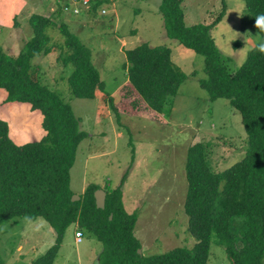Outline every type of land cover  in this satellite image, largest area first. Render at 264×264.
<instances>
[{"label":"trees","instance_id":"16d2710c","mask_svg":"<svg viewBox=\"0 0 264 264\" xmlns=\"http://www.w3.org/2000/svg\"><path fill=\"white\" fill-rule=\"evenodd\" d=\"M58 1L61 6L66 0ZM103 1L90 0L91 9L96 11ZM183 1L161 0L158 10L164 33L203 56L205 77L199 79L200 87L212 101H229L240 114L246 134L244 155L222 170L211 165L209 142L199 141L187 149L183 210L187 231L195 239L191 248L177 246L150 256L138 253L141 243L134 234L138 213L126 210L121 189L126 174L116 187L104 188V208L96 207V184L71 200L70 168L79 143L88 134L71 105L40 81L32 65L34 58L53 51L48 30L56 24L48 16L32 14L28 18L32 34L18 53L12 56L0 49L3 101L27 103L42 115V137L20 145L10 138L8 122L0 118V224L40 217L55 232L53 244L30 264H53L72 223L101 242L96 264H207L213 240L223 246L230 264H264V53L257 50L264 43V31L256 27V18L264 15V0H245V15L259 38L235 68L211 36L225 7L209 23L187 25ZM57 27L64 39L60 60L72 67L67 79L71 93L94 98L98 91L105 92L91 48L66 23ZM124 55L127 81L119 89L118 100L107 95L110 110L117 120L127 114L164 122L162 117L170 113L186 74L173 63L167 46L141 42L126 48Z\"/></svg>","mask_w":264,"mask_h":264},{"label":"rangeland","instance_id":"374dc122","mask_svg":"<svg viewBox=\"0 0 264 264\" xmlns=\"http://www.w3.org/2000/svg\"><path fill=\"white\" fill-rule=\"evenodd\" d=\"M57 1L0 0V49L12 56L18 53L32 34L28 24L32 14L48 16L56 24L48 30L55 44L53 51L34 58L32 65L40 81L71 105L88 134L79 143L70 168V189L80 195L90 184L103 190L114 188L126 174L121 189L126 210L138 213L134 234L141 243V253L150 256L177 246L191 248L195 239L187 231L183 210L187 148L199 141L209 142L214 170L240 160L246 138L240 114L227 99L210 100L200 87L199 79L205 77L203 56L165 35L158 10L161 0H105L96 11L87 8L78 15L64 13ZM182 7L187 25L209 23L225 7L211 36L234 68L259 38L245 15V0H184ZM61 22L91 48L92 62L105 90L94 98L71 93L67 79L72 67L60 60L64 39L57 26ZM141 42L169 47L171 60L187 76L162 123L145 115L120 114L117 120L109 107L107 95L118 100L127 78L124 50ZM4 95L0 89V118L8 122L14 143L40 139L44 134L41 113L27 103H5ZM76 231L82 233L80 242L75 240ZM54 239L53 228L40 217L5 221L0 224V264H30ZM101 250V242L92 233L72 223L53 264H96ZM207 264H230L223 246L215 240Z\"/></svg>","mask_w":264,"mask_h":264},{"label":"built area","instance_id":"2783aa9c","mask_svg":"<svg viewBox=\"0 0 264 264\" xmlns=\"http://www.w3.org/2000/svg\"><path fill=\"white\" fill-rule=\"evenodd\" d=\"M61 10L64 13H68L70 15H78L82 14L83 11H86L87 8L91 10L90 0H66L61 2ZM82 233L80 231H76L75 240L77 242L81 241Z\"/></svg>","mask_w":264,"mask_h":264},{"label":"water","instance_id":"95a60500","mask_svg":"<svg viewBox=\"0 0 264 264\" xmlns=\"http://www.w3.org/2000/svg\"><path fill=\"white\" fill-rule=\"evenodd\" d=\"M105 196H106V193L103 189H97L94 191L95 204L97 208H104ZM79 198H80L79 195L73 194L71 197V200H77ZM110 218H111V215H110ZM138 253H141L140 249H138Z\"/></svg>","mask_w":264,"mask_h":264},{"label":"clouds","instance_id":"9594fccd","mask_svg":"<svg viewBox=\"0 0 264 264\" xmlns=\"http://www.w3.org/2000/svg\"><path fill=\"white\" fill-rule=\"evenodd\" d=\"M256 27L261 31H264V15L256 18ZM260 53H264V43H261L257 49Z\"/></svg>","mask_w":264,"mask_h":264},{"label":"crops","instance_id":"0c3cea01","mask_svg":"<svg viewBox=\"0 0 264 264\" xmlns=\"http://www.w3.org/2000/svg\"><path fill=\"white\" fill-rule=\"evenodd\" d=\"M172 51H171V57H172ZM176 55H177V52H176ZM172 59H173V57H172ZM127 81V78L124 80V83ZM165 116V115H164ZM188 149V148H187Z\"/></svg>","mask_w":264,"mask_h":264}]
</instances>
